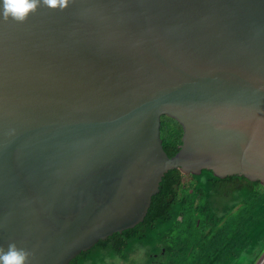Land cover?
Returning a JSON list of instances; mask_svg holds the SVG:
<instances>
[{"label": "water", "instance_id": "1", "mask_svg": "<svg viewBox=\"0 0 264 264\" xmlns=\"http://www.w3.org/2000/svg\"><path fill=\"white\" fill-rule=\"evenodd\" d=\"M163 115L182 129L171 156ZM173 168L264 186V0L0 15V245L68 264L140 223Z\"/></svg>", "mask_w": 264, "mask_h": 264}, {"label": "trees", "instance_id": "2", "mask_svg": "<svg viewBox=\"0 0 264 264\" xmlns=\"http://www.w3.org/2000/svg\"><path fill=\"white\" fill-rule=\"evenodd\" d=\"M181 134L179 123L163 115L160 137L167 155L177 151ZM259 187L244 176L169 169L140 223L99 239L68 264H239L264 225ZM139 247L145 250L141 262L132 258Z\"/></svg>", "mask_w": 264, "mask_h": 264}, {"label": "clouds", "instance_id": "3", "mask_svg": "<svg viewBox=\"0 0 264 264\" xmlns=\"http://www.w3.org/2000/svg\"><path fill=\"white\" fill-rule=\"evenodd\" d=\"M71 0H2L0 5V15L7 21L9 18L24 23L31 13L43 5L49 9H66ZM34 253L26 248L18 247L13 241L5 249L0 245V264H31L30 258Z\"/></svg>", "mask_w": 264, "mask_h": 264}, {"label": "rangeland", "instance_id": "4", "mask_svg": "<svg viewBox=\"0 0 264 264\" xmlns=\"http://www.w3.org/2000/svg\"><path fill=\"white\" fill-rule=\"evenodd\" d=\"M262 198H264V188L259 187L258 188ZM264 202V199H262ZM249 244H254V247L248 248L243 256L241 257V261H239V264H253L257 256L259 255V251L263 249L264 247V225L261 228L260 233L251 241ZM144 248L139 247L137 250H135V254L132 256L133 259L137 260L138 262H141L144 259ZM124 264V263H121Z\"/></svg>", "mask_w": 264, "mask_h": 264}]
</instances>
